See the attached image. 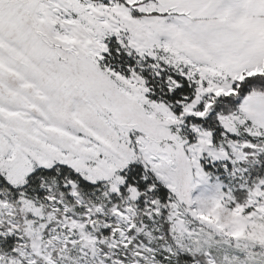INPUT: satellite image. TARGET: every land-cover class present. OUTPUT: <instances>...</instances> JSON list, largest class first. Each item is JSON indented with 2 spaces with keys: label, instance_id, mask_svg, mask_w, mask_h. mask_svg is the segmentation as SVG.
<instances>
[{
  "label": "snow or ice",
  "instance_id": "obj_1",
  "mask_svg": "<svg viewBox=\"0 0 264 264\" xmlns=\"http://www.w3.org/2000/svg\"><path fill=\"white\" fill-rule=\"evenodd\" d=\"M0 264H264V0H0Z\"/></svg>",
  "mask_w": 264,
  "mask_h": 264
}]
</instances>
